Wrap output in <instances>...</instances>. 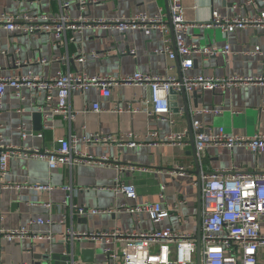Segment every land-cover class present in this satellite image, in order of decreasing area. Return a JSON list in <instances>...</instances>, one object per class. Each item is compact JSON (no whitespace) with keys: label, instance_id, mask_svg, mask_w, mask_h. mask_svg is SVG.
I'll list each match as a JSON object with an SVG mask.
<instances>
[{"label":"crops","instance_id":"1","mask_svg":"<svg viewBox=\"0 0 264 264\" xmlns=\"http://www.w3.org/2000/svg\"><path fill=\"white\" fill-rule=\"evenodd\" d=\"M183 17L191 25L186 37L187 43L199 46L228 44L230 54L205 56L193 55V65L184 72L187 75L202 74L205 76H257L264 74V57L249 55L247 52L254 46H264V29L247 27L235 29L224 34L218 29L197 26L207 21L213 9L227 16L253 17L264 10L263 0H180ZM167 0H89L85 14L91 17L131 16L144 12L152 15L163 9L168 21ZM56 13L58 0H0V11L14 13L17 11H36ZM71 16L79 14L77 0H71L68 8ZM170 26V23H169ZM71 33H68V36ZM164 38L174 47V34L169 27L168 32L152 31L145 34L139 30L121 32L118 30L87 29L75 34L74 41L64 40L55 44V38L46 33L30 35L0 30V75L14 76L19 74L55 75L59 71L70 70L75 73L99 75L104 77H121L134 72L150 74L170 73L179 78L183 75L180 60L168 59L165 54L156 51L163 46ZM133 51V52H131ZM95 53L93 55L92 53ZM81 54L86 56L83 63L71 57ZM64 57V58H63ZM69 57V59L65 58ZM38 59H45L44 62ZM172 69H169V67ZM22 98L16 96L11 88H7L2 98L0 111V135L3 143L20 147L51 150L63 138L78 137L99 132L112 134L115 137L133 132L139 136L141 143L131 147L119 142L97 143L86 145L82 141L75 144L76 151L91 155L95 159L107 157L109 164L79 163L73 166L59 164L49 170L47 161L37 158H11L5 181L22 185L46 184L53 186L50 193L37 195L38 202L29 203L26 199L33 197L27 188L0 189V227L13 229L36 217L51 216L55 223L50 227L54 239L7 241L0 238V264H34L39 257L40 262L47 257V264H55V255H62L64 245L62 232L65 226H72L79 231H130L146 230L155 226L171 227L182 233L195 237L201 225L202 197L197 185V168L194 162L193 144L189 127L193 120H199L202 129H217L223 126L233 133L252 135L264 133V85L247 84L232 90L220 92L197 88L185 91V99L176 94L173 102L182 112H174V122L161 119H150L145 110L149 107L150 91L148 87L132 84H114L110 95L103 96L99 86H91L84 91L75 90L70 96V106L75 115L71 121L61 115L50 119V128H43L44 94L27 87L20 90ZM99 103L101 112L91 109L93 103ZM52 103H56L54 97ZM215 110L208 113H196L197 109ZM137 109V111H132ZM19 110V111H18ZM41 113V128L34 129L33 114ZM24 123L33 134L26 139L21 138L18 126ZM188 130L185 145H173L159 141L155 145L145 135L156 130L159 138L171 131ZM192 130V129H191ZM125 139V138H124ZM126 140V139H125ZM124 142V140L122 141ZM1 143V145H3ZM134 167H146L148 171H118L115 163ZM200 162V177L203 180L215 170L228 169L235 165L241 171L263 174L264 152L255 155L243 147L231 150H218L208 147ZM184 169L180 174L177 168ZM117 182L135 186L137 197L129 199L122 193L107 189ZM74 188L72 201L76 205H86L99 209H114L110 213H98L86 216H71L66 207H60L65 197L61 189L64 185ZM164 186L163 198H160V187ZM78 189V190H77ZM183 201L178 211L171 212L158 225L151 222L146 213L130 214L118 211L121 204L134 205L143 201H160L166 205H174ZM51 202L52 211L42 205ZM67 212L65 225L59 221ZM36 232L48 229L46 226H34ZM264 235V220L260 225ZM117 248H124L122 241ZM94 247V261L90 264H106L107 258L102 252V245L88 240L75 241L72 252L77 262L81 261L80 250ZM71 249V247H70ZM157 247L153 246L152 251ZM197 257V256H196ZM83 263V262H82ZM258 264H264V246L258 251Z\"/></svg>","mask_w":264,"mask_h":264},{"label":"built area","instance_id":"2","mask_svg":"<svg viewBox=\"0 0 264 264\" xmlns=\"http://www.w3.org/2000/svg\"><path fill=\"white\" fill-rule=\"evenodd\" d=\"M168 1V21L162 8L152 15L140 12L131 16L117 17H91L85 14L89 0H77L79 14L71 16L68 8L71 0H58V11L56 13L36 11H17L9 13L0 11V30L18 32L26 35L34 33H46L55 38V44L64 40V43L75 40V34H81L87 29L118 30L121 32L139 30L150 34L154 30L168 32L169 27L174 34V47L169 39L164 38L163 46L156 52L165 54L171 61L179 58L180 68L183 71L181 80L175 75L150 74L134 72L121 77H104L99 75H87L75 73L70 70L59 71L55 75L19 74L14 76L0 75V111L2 109V98L7 88L13 89L16 96L22 98L21 88L27 87L36 92L44 94L43 128H50V119L54 115H61L66 120L74 118V111L70 106V96L75 90L84 91L91 86H99L103 96L110 95V88L114 84H132L148 87L150 91L149 107L145 110L150 119H161L174 122V112L171 109L170 90L179 92L181 88L185 91L197 88L210 91H228L247 84L264 85V74L257 76H205L187 75L185 70L193 65V55L200 53L205 56L217 54H230L228 44L223 47L217 45L199 46L187 43L186 37L189 24L183 17V7L180 0ZM264 3V0H263ZM170 20V26H169ZM199 27L218 29L224 34H229L235 29L247 27L264 29V10L253 17L227 16L213 9L207 21L198 23ZM71 35L68 36V33ZM133 52V51H131ZM249 55H262L264 57V46L256 45L247 52ZM95 55V53H92ZM64 58V57H63ZM69 59V57H65ZM72 60L83 63L86 59L84 54L71 57ZM44 62L45 59H38ZM169 69H172L170 66ZM56 103L53 104V98ZM91 109L101 112L99 103L92 104ZM19 111V110H18ZM137 111V109H132ZM208 108L197 109L196 113L213 112ZM177 113H182L179 109ZM18 129L24 140L33 133L29 131L24 123H20ZM191 129L194 139V148L198 160H201L208 147H216L218 150H231L235 147H243L259 155L264 152V133L256 132L252 135L233 133L223 126L217 129H202L199 120H193ZM188 130L171 131L159 138L156 130H150L145 137L152 139L149 144L155 145L159 141H166L173 145H185L187 143ZM126 140H125V139ZM124 140V142H122ZM82 141L86 145L97 143L119 142L122 145L135 146L140 142L139 136L129 132L115 137L112 134H101L99 132L88 133L80 138L69 137L59 139L57 146L51 150L20 147L10 143H3L0 135V189L24 187L30 190L33 197L26 199L29 203L38 202L37 195L41 192L50 193L53 186L46 184H30L24 181L22 185L5 181L8 173L9 160L15 158H37L47 161L49 170H53L59 164L73 166L79 163L86 164H109L110 159L101 157L95 159L91 155L74 149L75 144ZM3 143V145H1ZM117 170L148 171L146 167L125 166L115 163ZM183 174V167L177 168ZM193 185L196 183L193 181ZM61 189L65 197L60 201V207H66L71 216H86L98 213H110L114 209H99L86 205H76L72 201L74 188L64 185ZM107 189L115 193H122L129 199H135L137 192L132 184L117 182ZM78 190V189H77ZM164 186L160 187V198H163ZM201 229H200V254L199 261L196 257V240L192 234L173 230L171 227L155 226L151 229L130 231H79L71 225L65 226L61 238L64 245L62 256H65V264H90L77 262L72 252L75 241L88 240L94 244L102 245V252L107 258L106 264H258V251L264 246V235L261 234L260 225L264 220V173L257 174L237 169L235 165L228 169L215 170L203 177L201 183ZM183 201L170 206L160 201H143L134 205L121 204L118 211L130 214L146 213L151 222L158 225L160 221L168 217L171 212L178 211ZM49 212L52 211L51 202H43ZM67 212L62 214L59 221L66 223ZM55 220L51 216L36 217L30 219L26 225L5 229L0 227V238L7 241L54 239L50 232ZM34 226H46L48 229L36 232ZM124 243V248L118 250V242ZM156 246L157 250L152 251ZM71 247V249H70ZM25 264V263H23Z\"/></svg>","mask_w":264,"mask_h":264},{"label":"water","instance_id":"3","mask_svg":"<svg viewBox=\"0 0 264 264\" xmlns=\"http://www.w3.org/2000/svg\"><path fill=\"white\" fill-rule=\"evenodd\" d=\"M168 3V2H167ZM169 23H170V20H169ZM179 80H181V75H179ZM176 94H180L182 95V97L185 99V90L183 88L180 89V91L177 93L173 90H170V99H171V103H170V106H171V109L173 112H177V105L176 103L173 102L174 100V97ZM33 118H34V129L36 130H39L41 128V113L39 112H36L33 114ZM189 131H190V135H191V141H192V144H193V133H192V130H191V127H189ZM193 155H194V162H195V165H196V168H197V181H196V185H197V188H198V191L201 193V183H202V180H201V177H200V162L196 156V152H195V148L193 150ZM200 229H201V225H199L198 227V230H197V237H196V256H197V262L199 261V254H200V247H201V244H200ZM92 243V242H91ZM94 251H95V248L94 247H90V248H82L80 250V254H81V261L83 263H92L94 261ZM37 261L34 262V264H47L46 261H47V257H45L43 260L44 263L40 262V259L39 257H34ZM52 259L55 260V264H65V259L66 257L65 256H62V255H55L54 257H52Z\"/></svg>","mask_w":264,"mask_h":264}]
</instances>
